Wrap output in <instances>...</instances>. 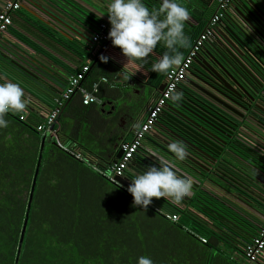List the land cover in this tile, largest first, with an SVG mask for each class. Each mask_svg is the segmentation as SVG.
I'll return each instance as SVG.
<instances>
[{
  "label": "trees",
  "instance_id": "1",
  "mask_svg": "<svg viewBox=\"0 0 264 264\" xmlns=\"http://www.w3.org/2000/svg\"><path fill=\"white\" fill-rule=\"evenodd\" d=\"M70 1L86 17L92 14L84 4L87 1L92 4L93 0H85L84 4ZM202 1L217 7L216 0ZM144 2L150 10L159 7L155 0ZM95 23H100L99 18L87 23L86 27H93ZM41 26L42 30L53 34V29ZM194 34L191 33L192 36ZM55 38L59 42L65 41L74 53H82L78 44H71L70 40L62 37ZM156 48L161 54L166 51L159 43ZM150 73L151 76L157 75L152 71ZM165 74L160 73L159 78ZM21 79L28 91L38 94L45 102L49 101L50 95L42 93L46 86L39 84L38 79L32 80L35 83L25 76ZM5 119L9 122L8 126L0 128V264H136L140 255L150 256L154 264H243L240 260L242 248L258 232V214H249L238 202L209 193H202L189 206L174 205L163 197L152 198L151 206L143 210L123 201L121 194H126L131 201L132 197L122 187H114L119 196L113 202L102 197V206L96 208L90 204L88 193L69 189L72 177L63 172L65 166L62 160L59 157L56 160L47 158L44 151L47 138L39 153L42 137H50L48 143L60 155L85 165L71 151L59 147L48 133L42 134L36 129L43 119L39 120L25 111L22 114H6ZM252 144L250 148L240 142L239 148L249 153L258 166V172L264 174V148L259 146L256 151ZM108 161L102 159L96 162L103 165ZM37 163L36 180L29 198ZM53 163L58 169L52 166ZM237 167L244 170L239 165ZM87 168L95 176L91 179L92 185L98 187L102 182L116 185ZM223 171L224 176L227 175L240 187L239 195L252 200L257 207L256 212L264 213V186L254 183L263 187L257 194L250 191V185L252 189L255 186L251 183L252 178L244 173L246 170L242 172L228 163V166L223 165ZM246 172L253 175L249 170ZM154 206L166 214L156 211ZM171 214H178V220L172 221L167 217ZM229 249L240 259L237 260L233 253L229 254Z\"/></svg>",
  "mask_w": 264,
  "mask_h": 264
},
{
  "label": "crops",
  "instance_id": "2",
  "mask_svg": "<svg viewBox=\"0 0 264 264\" xmlns=\"http://www.w3.org/2000/svg\"><path fill=\"white\" fill-rule=\"evenodd\" d=\"M43 1L26 0L20 9L12 13V24L0 41V82H22L20 79L17 81L7 75L4 71V65L7 71L8 69L12 70L22 78L25 76L28 81L34 79L29 76L32 73L29 74L25 69H19L11 63V60L18 61L19 64L36 73L35 76L40 82L36 81L43 84V87L46 86L42 93L44 96L46 94L50 95L48 102H45L38 94H33L22 87L21 83L19 84L24 89V98L27 103L25 112H29L37 119L42 120L52 107L54 95L64 87L66 77L76 72L82 65L88 64L89 70L82 84L88 88H91L94 83L97 84V95L101 100V104L105 103L104 107H101L100 104L83 105L79 93H74L65 103L54 123L55 137L67 150L72 152V155L77 153L84 160L91 163H97L96 161L102 159L114 160L120 143L132 138V131L142 121L146 107L159 94L164 85L165 75L160 79V73H155L157 75L153 76L150 73L151 64L156 62L161 55L160 49L155 48L154 52L147 58V62L142 65L139 61L126 62V58L118 48L111 45V42L104 49L105 42L101 40L93 42L91 40V36L96 31V26L99 23H95L93 27L85 26L78 29ZM75 1L83 3L85 0ZM5 2L6 0H0V10ZM109 2L110 0H93L92 4L88 1L86 4L83 3L92 13L88 18L92 20L99 18L100 23L107 22L109 24L105 14ZM155 2L158 5L160 4V0H155ZM180 2L189 10L190 16L184 29L190 41L189 46L179 49L184 57L191 50L196 38L204 31L217 7L214 4L206 5L202 0H180ZM40 24L53 29V34L42 30ZM191 33L196 34L192 36ZM55 37L70 40V43L74 45L78 44L82 49V53H74L67 47L68 44L65 41H60V43ZM100 55L108 56L110 59L106 63L101 62L99 60ZM102 78L106 80L103 81ZM32 82L35 83V81ZM184 82H186V78ZM22 84L24 83L22 82ZM263 88L259 93L264 96ZM254 125L256 126V123ZM260 130L261 133H264L263 129ZM43 138L40 142L39 153L43 149V142H46L45 139L47 138V145L44 147L46 156L49 159L56 160V157H59L62 160L65 166L63 172L70 178L72 177L71 182L68 183L71 191L78 189L81 194L88 193L91 198L90 204H94L96 208L102 206V197H107L113 202L119 196L118 190L115 189H120L119 185L113 186L105 182L98 184V187L92 185L90 182L95 176L90 173L87 168L89 166L84 160L82 162L87 167L60 155V152L48 143L51 140L50 137ZM51 138H54V136ZM256 139L255 146L252 145L257 151V147H262L261 145L264 142H261L259 138ZM228 161L237 170L242 172L248 170L247 168H244V170L238 168V163L235 161ZM52 166L58 169L56 164L53 163ZM78 170L79 173L74 172ZM254 170L257 173L256 175H251L246 171L244 173L252 178L251 183L253 185L259 183V185L264 186V174L258 172L256 168ZM223 178V180H219L220 185L210 186L208 193L216 197L232 199L238 202L249 214L257 215L255 203L253 204L252 200L249 199L252 202L250 203L247 199L241 197L238 193L240 187L227 178V175ZM250 187V191L257 194H260V190L263 188L255 186L252 189L251 185ZM97 195L99 199L96 202ZM120 196H122L123 201L132 203L126 194ZM149 225L150 223L148 227ZM230 253L232 255L233 252L230 251ZM233 256H236L237 260L240 259L239 255L235 253H233ZM240 260L242 261V258Z\"/></svg>",
  "mask_w": 264,
  "mask_h": 264
},
{
  "label": "water",
  "instance_id": "3",
  "mask_svg": "<svg viewBox=\"0 0 264 264\" xmlns=\"http://www.w3.org/2000/svg\"><path fill=\"white\" fill-rule=\"evenodd\" d=\"M43 2L78 29L92 22L70 0ZM11 63L34 74L29 76L37 79L36 73L18 61L11 60ZM3 67L6 68L5 65ZM4 71L12 79L18 81L21 78L12 70ZM263 87L264 0H232L230 11L195 54L186 82L176 90L182 92V100L179 103L167 102L155 126L130 160L125 176H116L115 182L127 188L134 176L148 165H159L160 157L174 161L167 150L172 140L183 142L187 148L185 159L174 161L176 168L195 178L191 192L179 204L187 206L202 193H208L210 186L220 185L219 180H223L225 175L223 165L228 166V160L256 175L252 168L258 166L249 153L239 147L240 142L250 147L256 138L264 142V133L260 130H264V96L259 93ZM104 104L100 106L104 107ZM121 153L119 148L116 159L108 162L119 159ZM37 168L38 163L29 198ZM23 232L24 225L21 237ZM20 243L21 238L19 246Z\"/></svg>",
  "mask_w": 264,
  "mask_h": 264
},
{
  "label": "clouds",
  "instance_id": "4",
  "mask_svg": "<svg viewBox=\"0 0 264 264\" xmlns=\"http://www.w3.org/2000/svg\"><path fill=\"white\" fill-rule=\"evenodd\" d=\"M105 14L110 25L106 38L120 50L126 62L139 61L142 65L158 43L166 51L151 64L150 71L165 74L182 62L183 55L179 49L189 46L184 29L190 16L180 0H160L159 7L151 10L144 0H110ZM109 59L105 55L99 56L104 63ZM168 96L171 102L179 103L183 94L169 89ZM26 107L24 89L19 83L0 82V128L8 126L6 114H22ZM167 150L174 161H183L187 155L186 145L181 141L172 140ZM174 161L162 156L159 165L150 164L134 176L126 189L131 194L133 207L146 210L152 204V198L161 197L168 198L175 205L189 195L195 178L180 172ZM136 264H154V261L150 256L140 255Z\"/></svg>",
  "mask_w": 264,
  "mask_h": 264
},
{
  "label": "built area",
  "instance_id": "5",
  "mask_svg": "<svg viewBox=\"0 0 264 264\" xmlns=\"http://www.w3.org/2000/svg\"><path fill=\"white\" fill-rule=\"evenodd\" d=\"M216 1V12L210 17L204 31L196 38L191 50L183 57L182 62L165 74L163 88L146 107L142 121L132 131V138L128 141H122L120 143L119 148L122 152L120 158L116 161L104 163L103 165L86 161L77 153L74 155L76 158L81 159L82 161L84 160L85 163L96 173L105 177L109 181L114 182L115 184H117L114 180L116 176H125L130 160L134 157L135 153L142 145V142L146 138L147 134L150 133L155 126L156 120L162 113V110L165 108L167 102L170 100L168 96L169 89L177 90L181 83L184 82L187 71L193 63L195 54L201 49L208 37L213 34L217 23L224 18L228 11H230L232 0ZM25 2L26 0H6L0 10V41L6 33L8 27L12 24V13L20 9ZM109 27L110 25L107 24V22H101L91 36V40L93 42L100 40L105 42L106 46L104 49L109 45V39L106 38ZM88 70L89 65L84 64L76 72L71 73L66 77L64 87L58 91L52 99V107L45 114L43 121L36 126V129L42 134L48 133L51 137L54 136L56 144L66 151L67 149L65 146H63L60 141L56 139L55 130L53 128V124L61 113L65 103L74 95V93H79L83 105L101 104V100L97 95V84L94 83L91 88L82 84ZM102 80L105 81L106 79L102 78ZM70 153L72 154V152ZM122 189L127 192V188L123 187ZM154 209L162 214H166L155 206ZM257 214L260 219V226L257 234L242 248L243 264H264V213L257 212ZM167 217L172 221H177L179 215L171 214Z\"/></svg>",
  "mask_w": 264,
  "mask_h": 264
},
{
  "label": "flooded vegetation",
  "instance_id": "6",
  "mask_svg": "<svg viewBox=\"0 0 264 264\" xmlns=\"http://www.w3.org/2000/svg\"><path fill=\"white\" fill-rule=\"evenodd\" d=\"M136 154V153H135ZM135 156V155H134ZM178 205V204H177Z\"/></svg>",
  "mask_w": 264,
  "mask_h": 264
}]
</instances>
